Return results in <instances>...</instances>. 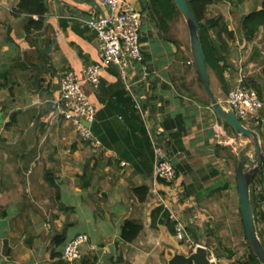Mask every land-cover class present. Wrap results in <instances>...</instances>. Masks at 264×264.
<instances>
[{
  "label": "crops",
  "instance_id": "obj_1",
  "mask_svg": "<svg viewBox=\"0 0 264 264\" xmlns=\"http://www.w3.org/2000/svg\"><path fill=\"white\" fill-rule=\"evenodd\" d=\"M124 1L139 11L140 2H146ZM263 1L228 0L229 13L220 3L212 17L222 15L237 33L226 60V88L213 69L209 74L214 95L223 103L241 78L258 87L264 103V53L256 39L245 42L239 34L243 16L258 11ZM19 3L0 0V264H168L197 245L208 248L214 264H246L236 169L245 141L252 140L214 114L192 65L189 39L180 40L172 22L162 29L149 10L143 11V66H132L126 77L111 66L93 88L84 82V71L101 61L100 49L95 33L83 24L104 14L97 0H46L42 28L30 32L27 26L39 18L18 15ZM214 7L208 8L209 19ZM68 72L82 81L96 109L92 130L100 148L83 142L57 114L61 79ZM260 115L264 121V108ZM217 122L226 146L217 139ZM150 134L175 163L173 183L155 179ZM260 136L264 150V132ZM262 172L255 177L251 199L264 243ZM155 210L162 214L153 228ZM171 216L183 225L190 243L170 233L167 224L177 225ZM126 222L143 227L131 244L121 238ZM80 234L88 243L81 259L69 263L62 258L63 247ZM232 241L241 244L242 257Z\"/></svg>",
  "mask_w": 264,
  "mask_h": 264
},
{
  "label": "built area",
  "instance_id": "obj_2",
  "mask_svg": "<svg viewBox=\"0 0 264 264\" xmlns=\"http://www.w3.org/2000/svg\"><path fill=\"white\" fill-rule=\"evenodd\" d=\"M97 2L104 14L83 24L85 28L95 33L100 49L101 61L86 67L84 71V82L93 88L100 85L105 69L116 66L122 76L126 77L132 66H143L145 62L141 43L145 14L124 0H97ZM128 91L131 94L130 88ZM224 104L234 111L241 123L251 120V122L255 121L254 126H258L261 123L259 121H262L259 113L263 110L264 103L258 93L244 83L243 78L233 90L229 91ZM56 108L57 114L74 126L77 135L83 142L96 149L102 147V143L94 136L92 130L96 119V109L85 94L82 81L74 73L68 72L62 77L60 97L56 101ZM136 108L140 110L139 112L144 113L138 103ZM143 116L145 117V114ZM222 125L225 124L222 123ZM220 128L221 126L217 122L215 129L219 131ZM249 129L254 130L253 127ZM161 132L159 130V136H161ZM222 132H218L217 139L220 144L226 146L228 141ZM150 138L155 157V179L167 184L173 183L177 176L173 159L153 134H150ZM170 219L174 222L177 221L174 216H171ZM176 238L180 243H190V239L185 235L183 225L178 221ZM87 243L86 235H77L64 245L62 258L69 263L81 259L82 248Z\"/></svg>",
  "mask_w": 264,
  "mask_h": 264
},
{
  "label": "trees",
  "instance_id": "obj_3",
  "mask_svg": "<svg viewBox=\"0 0 264 264\" xmlns=\"http://www.w3.org/2000/svg\"><path fill=\"white\" fill-rule=\"evenodd\" d=\"M148 1H150L152 7H149L150 3H147L146 8L148 10L152 8L151 10H153L155 15L154 19L157 21V23L162 29H166L167 22H172V20L175 18V15H180L173 0ZM219 2L220 0H188V5L200 25L199 36L206 55V65L208 73L210 74V71L213 69L216 74H218L220 81L224 84L226 88V83L224 81V73L228 68L226 65V60L231 53L230 43L235 41L237 33L229 29V26L225 22L224 17L222 15H218L210 19L207 17L208 8L210 6L218 4ZM237 2L243 3L244 0H237ZM47 13L48 8L46 5V0H20L17 9L18 15H27L39 18L38 22L32 21L27 26L28 32H30L32 28L41 29L42 23ZM262 30L264 31V1L258 11H254L250 14L243 16L240 23V39L245 42L254 41ZM176 44L180 46L179 41H176ZM192 65L195 67L193 63ZM246 85L249 88L255 90L260 98V91L258 87L252 86L249 83ZM262 175H264V171L262 172ZM142 190L143 189H140V191ZM140 191L138 189L135 192ZM144 200V197L140 198V201L143 202ZM159 214H162V210H155L152 214L153 228H156L157 218ZM163 216L168 218V215L164 213ZM167 225L169 227L170 233L175 236L176 229L174 224L168 223ZM142 231L143 227L141 225L126 222L122 230L121 238L125 243L131 244L138 239ZM248 249L249 259L246 264H260L257 258L251 252L249 245Z\"/></svg>",
  "mask_w": 264,
  "mask_h": 264
},
{
  "label": "water",
  "instance_id": "obj_4",
  "mask_svg": "<svg viewBox=\"0 0 264 264\" xmlns=\"http://www.w3.org/2000/svg\"><path fill=\"white\" fill-rule=\"evenodd\" d=\"M177 10L183 17L189 32V47L195 68L210 96L212 110L218 120L227 125L234 133L244 139L246 147L239 158L236 169L240 210L245 229L247 243L253 255L260 264H264V244L259 236L254 208L251 199V189L260 171H264V150L260 134L244 126L236 117L234 111L216 98L206 65V55L200 40V25L191 11L188 0H173ZM149 7H152L151 3ZM152 9V8H151ZM153 11V10H152ZM154 13V12H152ZM208 248L202 245L194 247L191 253L176 254L168 264H214Z\"/></svg>",
  "mask_w": 264,
  "mask_h": 264
},
{
  "label": "rangeland",
  "instance_id": "obj_5",
  "mask_svg": "<svg viewBox=\"0 0 264 264\" xmlns=\"http://www.w3.org/2000/svg\"><path fill=\"white\" fill-rule=\"evenodd\" d=\"M144 1H146V2H140V5H141V7H140L141 10L140 11H142V12L145 11V10H148L146 8V5H147V3L148 4L150 3V1H148V0H144ZM220 3L221 4H224V6L222 7V9L224 10V12L226 14L229 13L228 11L230 10V8L227 5L228 4V0L225 1V2H224V0H220V2L218 4H220ZM218 4L213 5L215 7L214 8H211V10L209 12V14L211 15L210 18H212L215 14H217V12H218L217 10L221 9L218 6ZM149 10H150V13H151V18L154 20L155 15H154V13H152L153 11L151 9H149ZM172 23H173V26H175L176 29H177V32H178L177 33V36L179 37V39L180 40H183V41L185 40V42L186 41L188 42L189 32H188L187 25H186L183 17L181 16V14L180 15H175V18L172 20ZM262 36H263L262 40L260 39V34L258 35V37L256 38V40H257V44L261 46V48L258 46V51H262L264 53V33H263ZM259 39L261 40V42H259ZM179 43H180V41H179ZM187 44L189 45V42ZM257 56H258V54H257ZM260 113H261V111H260ZM260 113H259V116L261 118ZM242 123L246 127H249V128H252L253 127V129L256 130V131H258L261 135L264 132V130H263L264 129V121L263 120L262 121H259L260 124L258 126H254L255 121L251 122V120L250 121H242ZM0 131L2 132L1 129H0ZM4 176H6V177H12L13 175H4ZM0 177H2V175ZM3 226H4L3 224H0V231L2 230ZM75 230H78V226L77 225L74 227V229L73 228L70 229L68 235L70 236L71 234L75 233L76 232ZM23 246H25V245H21V248ZM232 249H234V251H236L238 253V257H242L243 256V248H242L241 244H237L235 241H232ZM19 253H21V251H19Z\"/></svg>",
  "mask_w": 264,
  "mask_h": 264
}]
</instances>
